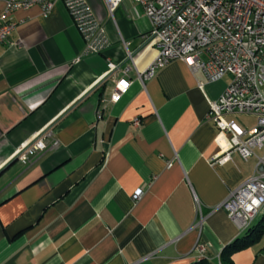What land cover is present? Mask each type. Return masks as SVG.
I'll use <instances>...</instances> for the list:
<instances>
[{
  "label": "crops",
  "instance_id": "obj_1",
  "mask_svg": "<svg viewBox=\"0 0 264 264\" xmlns=\"http://www.w3.org/2000/svg\"><path fill=\"white\" fill-rule=\"evenodd\" d=\"M88 2L110 42L103 53L74 63L85 42L61 0L48 17L38 5L15 11L0 45V264H194L198 243L220 264L264 214L242 229L220 206L256 161L233 151L214 163L230 145L207 114L231 79L205 82L173 60L143 83L158 48L141 5L123 0L112 15ZM127 51L131 84L111 102L121 72L108 75V61L122 67ZM47 127L59 145L22 164L18 151ZM233 260L264 264V236Z\"/></svg>",
  "mask_w": 264,
  "mask_h": 264
},
{
  "label": "built area",
  "instance_id": "obj_2",
  "mask_svg": "<svg viewBox=\"0 0 264 264\" xmlns=\"http://www.w3.org/2000/svg\"><path fill=\"white\" fill-rule=\"evenodd\" d=\"M58 0H6L0 16V45L9 40L17 24L13 13L38 5L44 17L52 14ZM81 32L85 45L74 63L83 56L103 53L110 45L106 29L88 0H61ZM113 15L123 0H104ZM141 5L151 23L150 36L156 38L158 54L137 78L143 83L173 60L185 61L194 73H202L205 82L231 81L222 95L211 105L207 118L217 125L230 148L214 159L224 163L233 151L248 161L255 158L254 172L231 189L220 205L242 229H246L264 205V0H134ZM22 44L21 41L17 42ZM122 67L108 61L107 74L116 80L110 101L117 102L129 88L126 78L135 67L133 53L127 51ZM205 82H198L203 86ZM257 118L253 127L245 126L235 116ZM101 115L99 114V117ZM139 125L140 120L135 119ZM60 141L52 127L36 135L17 153L24 165L55 148ZM172 162L168 163V167ZM144 194L137 189L132 198L139 201ZM197 200V199H196ZM196 254H206V246L198 243Z\"/></svg>",
  "mask_w": 264,
  "mask_h": 264
},
{
  "label": "trees",
  "instance_id": "obj_3",
  "mask_svg": "<svg viewBox=\"0 0 264 264\" xmlns=\"http://www.w3.org/2000/svg\"><path fill=\"white\" fill-rule=\"evenodd\" d=\"M264 236V214L261 222L250 228L246 234L242 237L237 238L232 243L226 245L220 256V264H234L233 255L243 249H246L256 243H258ZM194 264H214L208 257H205Z\"/></svg>",
  "mask_w": 264,
  "mask_h": 264
},
{
  "label": "rangeland",
  "instance_id": "obj_4",
  "mask_svg": "<svg viewBox=\"0 0 264 264\" xmlns=\"http://www.w3.org/2000/svg\"><path fill=\"white\" fill-rule=\"evenodd\" d=\"M226 78L231 79V76L228 75L226 76ZM235 118L237 119V121L248 127H253L257 122V118L251 115H243V116L240 115V116H235Z\"/></svg>",
  "mask_w": 264,
  "mask_h": 264
},
{
  "label": "bare ground",
  "instance_id": "obj_5",
  "mask_svg": "<svg viewBox=\"0 0 264 264\" xmlns=\"http://www.w3.org/2000/svg\"><path fill=\"white\" fill-rule=\"evenodd\" d=\"M261 211H264V205L261 207V210L259 211V213L261 212ZM254 220V218L252 219V221ZM251 221V222H252ZM197 256H198V261L199 260H201V259H203V258H205V254H197Z\"/></svg>",
  "mask_w": 264,
  "mask_h": 264
}]
</instances>
